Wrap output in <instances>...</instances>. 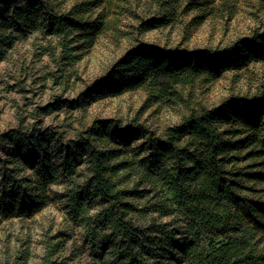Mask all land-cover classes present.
<instances>
[{
    "label": "trees",
    "instance_id": "trees-1",
    "mask_svg": "<svg viewBox=\"0 0 264 264\" xmlns=\"http://www.w3.org/2000/svg\"><path fill=\"white\" fill-rule=\"evenodd\" d=\"M41 24L49 31L82 26L53 15L41 0H0V60ZM258 61H264V30L216 50L151 45L129 50L91 87L92 94L140 89L152 104L184 105L188 112L160 134L134 120L131 132L143 140L136 162L120 159L112 148L130 128L120 131L110 123L88 128L75 152L66 150L57 163L48 154L46 133L9 131L5 137L19 157H14L13 170L0 172V219L31 218L44 207L49 186L61 178L70 180L61 195L67 218L85 231L90 247L103 255L110 246L106 241L97 245L98 231L122 241L110 259L101 257V264H162L185 244L169 225L161 226L160 238L153 241H143L134 229L129 216L146 212L157 200L176 207L187 238H222L207 250L195 249L191 264H264V88L213 107H193L190 100L199 77L214 82L224 71ZM20 157L33 163L31 175L22 174L16 162ZM82 157L86 178L78 183L75 171ZM92 198L108 207L89 215ZM132 200L144 203L139 209ZM56 250L46 242L40 264H50Z\"/></svg>",
    "mask_w": 264,
    "mask_h": 264
},
{
    "label": "rangeland",
    "instance_id": "rangeland-1",
    "mask_svg": "<svg viewBox=\"0 0 264 264\" xmlns=\"http://www.w3.org/2000/svg\"><path fill=\"white\" fill-rule=\"evenodd\" d=\"M41 1L51 6L53 15L83 27L62 31L53 27L49 31L41 24L16 41L0 60L1 173L13 170L14 157H19L5 137L11 130L46 133L51 140L48 154L57 163L66 150L75 152L77 142L92 126L110 123L112 129L130 128L128 136L114 141L112 148L120 159L136 162L143 140L131 132L133 121L160 134L181 120L188 112L186 106L152 104L148 93L140 89L111 96L92 94L91 87L129 50L140 45L164 50H216L249 37L254 30H264V0ZM263 88L264 61H258L224 71L214 82L199 77L190 100L193 107H213L225 98L252 96ZM83 160L79 159L82 164L75 171L74 181L78 183L86 178ZM16 162L23 166L22 174H32V162L23 157ZM68 181L60 178L53 182L44 207L31 218L0 219V264H40L46 242L57 248L50 264H101V257L108 260L118 251L122 241L111 240L108 231H98L97 245L106 241L110 246L103 255L95 252L85 231L68 220L61 200ZM90 201L89 215L108 207L98 198ZM131 202L139 209L144 203ZM129 218L143 241L160 238L157 232L164 225H169L177 238L185 239L173 255L161 260L162 264H191L195 249L207 250L210 244L216 246L222 241L214 236L187 238L185 220L176 207L159 200L151 202L146 212Z\"/></svg>",
    "mask_w": 264,
    "mask_h": 264
}]
</instances>
